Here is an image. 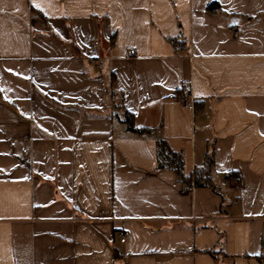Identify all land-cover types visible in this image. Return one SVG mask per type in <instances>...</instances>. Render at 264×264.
Instances as JSON below:
<instances>
[{
  "label": "crops",
  "instance_id": "1",
  "mask_svg": "<svg viewBox=\"0 0 264 264\" xmlns=\"http://www.w3.org/2000/svg\"><path fill=\"white\" fill-rule=\"evenodd\" d=\"M0 264H264V0H0Z\"/></svg>",
  "mask_w": 264,
  "mask_h": 264
},
{
  "label": "trees",
  "instance_id": "2",
  "mask_svg": "<svg viewBox=\"0 0 264 264\" xmlns=\"http://www.w3.org/2000/svg\"><path fill=\"white\" fill-rule=\"evenodd\" d=\"M219 7L218 3L212 2L208 5L209 10H217ZM175 42V40H173ZM124 122L127 124V128L130 131L137 132L140 134L151 133L150 129L144 127H137L134 121V114L125 110L124 111ZM158 155L159 162L161 165L172 166L177 171V175L181 182L187 186H209L216 190L211 173L213 166L212 156L207 155V159L202 168L196 169L190 176H186L183 171V157L181 154L171 150L167 142L164 139H158Z\"/></svg>",
  "mask_w": 264,
  "mask_h": 264
},
{
  "label": "built area",
  "instance_id": "3",
  "mask_svg": "<svg viewBox=\"0 0 264 264\" xmlns=\"http://www.w3.org/2000/svg\"><path fill=\"white\" fill-rule=\"evenodd\" d=\"M170 97H176V95L175 94H170ZM177 98H179V100L181 102H183V104L185 106H191V105L194 104V101L192 99L191 93L188 90L182 92L179 96H177ZM233 179L238 182V181H240V176L239 175H234ZM119 236H120V241L121 242H125L127 240L128 236H129V233H128L127 230L122 229L119 232Z\"/></svg>",
  "mask_w": 264,
  "mask_h": 264
},
{
  "label": "rangeland",
  "instance_id": "4",
  "mask_svg": "<svg viewBox=\"0 0 264 264\" xmlns=\"http://www.w3.org/2000/svg\"><path fill=\"white\" fill-rule=\"evenodd\" d=\"M124 113H125V112H124V111H122V115H123L122 117H123V118H124Z\"/></svg>",
  "mask_w": 264,
  "mask_h": 264
},
{
  "label": "snow or ice",
  "instance_id": "5",
  "mask_svg": "<svg viewBox=\"0 0 264 264\" xmlns=\"http://www.w3.org/2000/svg\"><path fill=\"white\" fill-rule=\"evenodd\" d=\"M254 255H258V253H255Z\"/></svg>",
  "mask_w": 264,
  "mask_h": 264
}]
</instances>
